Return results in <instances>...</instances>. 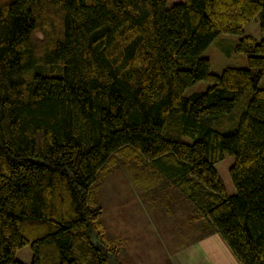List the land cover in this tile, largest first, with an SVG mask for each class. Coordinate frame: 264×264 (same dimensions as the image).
Instances as JSON below:
<instances>
[{
  "label": "trees",
  "instance_id": "obj_1",
  "mask_svg": "<svg viewBox=\"0 0 264 264\" xmlns=\"http://www.w3.org/2000/svg\"><path fill=\"white\" fill-rule=\"evenodd\" d=\"M255 19L264 32V0H0V264L26 245L31 264H124L91 202L118 160L141 192L168 180L240 264H264ZM223 34L247 66L216 74L203 54Z\"/></svg>",
  "mask_w": 264,
  "mask_h": 264
},
{
  "label": "rangeland",
  "instance_id": "obj_2",
  "mask_svg": "<svg viewBox=\"0 0 264 264\" xmlns=\"http://www.w3.org/2000/svg\"><path fill=\"white\" fill-rule=\"evenodd\" d=\"M235 40L237 36L220 35L204 52L213 73L219 74L226 66H247L244 54L238 53V58H231L226 53L227 49L234 52L232 43ZM207 87L206 83H197L188 88L185 95L204 91ZM232 161L225 155L216 169L224 181L229 182L225 187L234 194L228 173ZM134 173L133 164L118 160L112 174L99 183L95 197L91 198L92 207L95 203L101 209L104 232L108 238L118 240L120 259L124 264H170V255L176 246L186 243L191 235L196 236L205 224L201 225V221L189 223L188 217L184 216L187 208L182 202L183 196L173 190L174 186L168 180L161 179L154 189L144 193L135 188ZM15 256L23 264H31L30 245L17 250Z\"/></svg>",
  "mask_w": 264,
  "mask_h": 264
},
{
  "label": "crops",
  "instance_id": "obj_3",
  "mask_svg": "<svg viewBox=\"0 0 264 264\" xmlns=\"http://www.w3.org/2000/svg\"><path fill=\"white\" fill-rule=\"evenodd\" d=\"M244 34L253 37L257 42L264 39V32L260 31L258 19L244 27ZM220 177L225 186L226 184L229 185V182L226 183L221 175ZM225 188L228 195L233 194L227 187ZM185 207L187 208V214L184 216L191 219L188 218L189 223L190 221L195 223L201 221V225L204 224L196 213L189 212L187 203ZM190 208L192 210V207ZM169 262L170 264H240L222 237L215 232H211L206 225L198 230L196 236L191 235L186 243L177 245L175 251L170 255Z\"/></svg>",
  "mask_w": 264,
  "mask_h": 264
}]
</instances>
